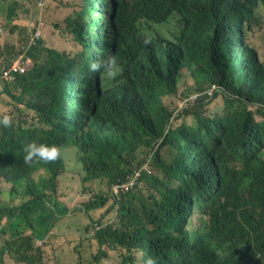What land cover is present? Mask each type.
<instances>
[{
  "label": "trees",
  "instance_id": "trees-1",
  "mask_svg": "<svg viewBox=\"0 0 264 264\" xmlns=\"http://www.w3.org/2000/svg\"><path fill=\"white\" fill-rule=\"evenodd\" d=\"M54 1L67 11L45 20L57 45L33 15L43 0H0V27L15 38L0 47V95L11 97L0 96V116L13 120L0 126V264L7 256L49 264L51 232L65 226L47 222L71 209L89 219L83 232L67 226L79 234L71 247L78 258L65 264H108L112 253L117 264H264V56L246 41V33L264 40V0H94V28L77 0ZM19 56L27 68L11 79L4 70ZM110 56L115 78L89 70ZM184 71L189 94L177 93ZM213 83L219 90L210 95ZM34 141L60 155L25 163ZM73 150L83 185L106 180L109 197L68 205L60 178ZM133 175L128 189H114ZM24 222L25 232L4 228Z\"/></svg>",
  "mask_w": 264,
  "mask_h": 264
},
{
  "label": "rangeland",
  "instance_id": "rangeland-1",
  "mask_svg": "<svg viewBox=\"0 0 264 264\" xmlns=\"http://www.w3.org/2000/svg\"><path fill=\"white\" fill-rule=\"evenodd\" d=\"M21 1L23 2V0ZM77 1L79 3V0ZM43 2L45 3V5ZM43 2H42L43 3L42 11L38 12L36 8L35 9L36 14H33V15H36L38 20H40L43 23L42 31H43L44 38H47V40L50 43L57 45L59 42L58 31L55 30V25H52L50 23L47 24L45 20L46 18H51V17L56 16L55 17L56 21L59 22L61 19H63V17H65V15L67 14V11L62 9L59 6V4L54 0H43ZM79 9H80V6H79ZM96 12H98V7H97ZM87 14H88L87 11L84 9L83 16L85 17L87 16ZM99 15H101V12H99ZM33 18H35V16H33ZM33 18L31 19L29 27H31L32 25ZM93 24L95 25V23ZM2 27L3 28L0 27L1 28L0 47H4L7 42L9 44H12L11 41L15 40V38L11 37V35L9 34V28L7 26H2ZM85 37L87 38V35ZM86 41H88V39H86ZM246 41L250 43L251 45L258 48V51L261 57L264 56V40L261 38L259 34L246 33ZM19 45H16V46L20 47ZM89 50L91 49L89 48ZM84 52L87 55L88 49H84ZM3 55L4 54L0 52V69L6 63ZM192 84H193V80H192L191 74L189 73V71H184L183 76L180 78V81H179L177 93H180V92L181 93L187 92L188 94L191 93L193 89ZM3 92L4 91H2V86L0 84V94H3ZM0 96L7 102L10 101L11 97L5 96V95H0ZM175 98H176V94L164 97L165 102H167L168 104H172L173 101H175ZM215 106H218L219 109H222L223 100L221 98L215 100ZM68 153L67 152L64 153L67 170H66V173L63 174L60 178L62 182L61 191L62 193H64L65 195L64 199L67 201L68 205L75 204L76 207H78L83 200L88 199L92 195H95V196L101 195V196L109 197V194H108L109 186L106 180H103V181L94 180V181L88 182L87 184H85V186L83 185L81 181V171L79 170L78 167H76V164H75V161H76L75 152L73 150L72 153L71 151H69ZM163 153L165 157L169 159V151L166 148L163 149ZM5 188L7 189V186ZM83 188H87L86 196L84 197L83 195H81V191ZM7 200L9 203H13L15 202V196H11V194L8 192ZM41 206H43V204ZM46 207L54 210V207L49 202H46ZM53 212L55 213V211ZM56 213H57L56 216L51 217L48 220L47 224H50L53 220H56L58 221L57 225L62 224L65 227H62V229L52 230L51 233L57 234L54 238V241L57 240V242L56 244H54L53 242L54 246H50V245L48 246V249L46 250V253H45L47 261L49 262V264H56L54 263L55 261H58L59 264H65L66 261H76L78 258L77 257L78 255L72 254L71 247L77 243L79 234H71L70 231H67L68 230L67 226L72 225L73 227H78L81 230V228H84L87 226L89 217H87L84 212H81L75 209H71V212L65 215L60 214L58 212ZM55 217H57V219ZM16 220L21 222L19 218ZM4 223H6V219H3L2 224ZM4 228L7 229V231L10 234L21 233L27 230V226L25 222L21 224L19 223V226H17L15 223V226L14 228H12V230L8 228L7 226H5ZM81 231L83 232V230ZM1 233H3V229L0 230V234ZM48 234L49 232L47 233V235ZM65 238H66L65 245L61 246L60 244H58V242L64 241ZM3 243L4 242L0 237V245ZM112 256H113V259L108 260L107 263L117 264L118 260H115L114 253H112ZM5 264H21V263H18L13 258L7 256L5 259Z\"/></svg>",
  "mask_w": 264,
  "mask_h": 264
},
{
  "label": "clouds",
  "instance_id": "clouds-1",
  "mask_svg": "<svg viewBox=\"0 0 264 264\" xmlns=\"http://www.w3.org/2000/svg\"><path fill=\"white\" fill-rule=\"evenodd\" d=\"M90 4H95L98 7L97 3L93 0H90ZM99 12H100V9L98 8V12H96L94 15H88V17H90L92 23L93 22L96 23L95 19L98 17H101V15H99ZM82 15H83V13H82ZM84 21H86V20H84ZM92 25H94V24H92ZM89 30L87 32V28H86L82 31V33H81L82 39H87L84 35L85 33L87 34V37H89V35H90ZM91 34L94 36L93 29L91 31ZM93 41H95L96 43L98 42V40L96 38H94V40H90V42H93ZM147 42L148 41L145 40V43H147ZM89 45H90V48L94 51H96L98 49V45L95 46L92 43H89ZM89 70L92 72L103 71L105 76L109 79L115 78L118 75V73L120 72V68L118 66V62H117L115 56H110L106 60H96L94 62H91L89 64ZM12 124H13V120H12L11 115L5 114V115L0 116V126H3L4 128H8ZM24 153H25V155H24V162L25 163H30L34 159L42 160L45 162H50V161L56 160L58 158V156L60 155L59 150L55 145L46 144V143H38L35 141L27 144L24 147ZM143 264H157V259L154 257H148L143 261Z\"/></svg>",
  "mask_w": 264,
  "mask_h": 264
},
{
  "label": "built area",
  "instance_id": "built-area-1",
  "mask_svg": "<svg viewBox=\"0 0 264 264\" xmlns=\"http://www.w3.org/2000/svg\"><path fill=\"white\" fill-rule=\"evenodd\" d=\"M79 5H80V10L81 13H83V10L85 9V6L88 5L89 9L86 10L87 11V15H94L96 13L97 10V6L95 4H90V0L86 1V0H79ZM88 23V21H85ZM95 23V22H93ZM92 27L94 28V26L92 25ZM0 32H1V28H0ZM86 40V39H83ZM91 43V42H90ZM26 66H25V60L23 56H19L17 57L13 64L10 66V68L8 70H4V73L11 79H14L15 74L16 73H23L26 70ZM218 88V85L216 83H213L211 85V87L207 90L208 94L213 95L215 93V90ZM219 90V88H218ZM144 168L148 169V166H145ZM135 176L138 175V172H136L134 174ZM132 176L131 179L129 181H125L122 184H116L114 185V189H118L119 187L123 186L126 189H128L130 187V185L133 183V180L135 178V176Z\"/></svg>",
  "mask_w": 264,
  "mask_h": 264
}]
</instances>
